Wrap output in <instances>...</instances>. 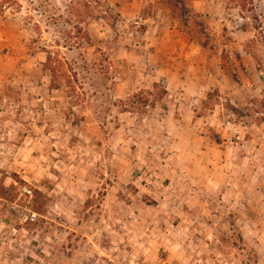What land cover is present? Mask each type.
<instances>
[{
    "label": "rangeland",
    "instance_id": "1",
    "mask_svg": "<svg viewBox=\"0 0 264 264\" xmlns=\"http://www.w3.org/2000/svg\"><path fill=\"white\" fill-rule=\"evenodd\" d=\"M128 1L0 0V264H264V0Z\"/></svg>",
    "mask_w": 264,
    "mask_h": 264
},
{
    "label": "crops",
    "instance_id": "2",
    "mask_svg": "<svg viewBox=\"0 0 264 264\" xmlns=\"http://www.w3.org/2000/svg\"><path fill=\"white\" fill-rule=\"evenodd\" d=\"M132 1L133 2H139V4L141 6H143V8H145L146 6H148V8H150V6H149L150 4H152V7L154 6V4L156 6H159L161 8V10H159V11H161V13L163 14V16H165L167 19H169V22H171V23H169L170 24V27H173L172 26V23H175V27L178 25V22L176 21V18L173 15H170L167 12H165V9L166 8L168 9V7H169L168 0H132ZM121 2H127V3H129L128 0H125V1L119 0V3H121ZM196 4L197 3H195V6H196ZM155 17H157V15ZM143 20H144V22H146L148 20L149 21L152 20L153 21L152 23H155L153 17L152 16H149V15H147L146 17H143ZM188 35H190V34H187L186 36H188ZM188 41H189V39H188Z\"/></svg>",
    "mask_w": 264,
    "mask_h": 264
}]
</instances>
